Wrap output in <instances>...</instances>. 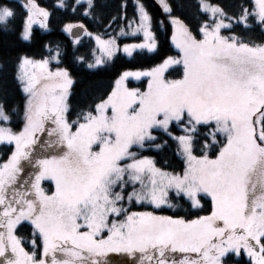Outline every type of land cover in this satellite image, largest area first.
Listing matches in <instances>:
<instances>
[{"label":"snow or ice","instance_id":"obj_1","mask_svg":"<svg viewBox=\"0 0 264 264\" xmlns=\"http://www.w3.org/2000/svg\"><path fill=\"white\" fill-rule=\"evenodd\" d=\"M158 3L173 27L178 55L147 70H125L110 90L90 99L85 90L75 119L74 80L58 66L59 45L53 50L45 44L48 55L40 58L16 56L22 118L20 106L0 90V144L12 146L0 163V264H115L109 254L123 257L120 264H264V0L231 14L229 5L197 0L204 18L195 33L173 14L174 7H186L180 0ZM56 6L99 19L97 0H56ZM18 15L22 24L14 28ZM50 15L36 0H0V32L30 41L37 22L49 30ZM120 18L128 19V31L121 27L115 35L107 29L116 16L103 33L79 21L63 24L73 46L82 37L98 45L101 55L93 49L87 68L120 52L132 58L157 47L142 0L131 18ZM252 30L259 39L249 35ZM137 34L138 43L117 42ZM142 77L143 88L126 83ZM14 118L21 127L12 126ZM154 132L176 143L181 172L141 155L168 146ZM133 202L153 210L131 211ZM162 207L173 214H157ZM25 224L30 248L18 234Z\"/></svg>","mask_w":264,"mask_h":264},{"label":"trees","instance_id":"obj_2","mask_svg":"<svg viewBox=\"0 0 264 264\" xmlns=\"http://www.w3.org/2000/svg\"><path fill=\"white\" fill-rule=\"evenodd\" d=\"M212 4H220L221 6L229 5V12H236L241 5L250 7L252 0H207ZM41 6L46 8L50 13L49 17V30H41L37 26L32 27V38L30 41H22L17 39L16 33L0 32V64L4 65V72L0 74V90H5L8 95L9 103L12 105H19L21 111L19 113L22 118V106L24 95L19 91V88L14 80V61L18 54H28L35 58H40L42 55H48L47 49L44 45L47 44L50 48L55 50L59 45L61 51V63L59 66L65 67L69 70L74 80L72 86L73 95L70 97L71 105V119H75V115L80 110V106L84 103L85 90L88 91L89 99L92 95L103 92L105 89L110 90V84L115 78L124 70L130 69H145L159 63L166 56H176L178 52L172 47L170 43V27L166 16L163 11L153 2V0H142L143 4L147 7L152 16V31L157 40V47L153 52L137 51L134 52L132 58L127 57L122 52L118 53L112 61L100 66L97 69L87 68V62L92 60L93 57V42L88 37H82L81 41L73 46L70 36L62 31L64 23L67 22H82L90 31L94 33H103L105 31L103 25L107 24L113 16L118 19L113 21L107 32L115 35L125 27L127 19H121V16L131 18L135 12L133 0H97L100 8L97 10L99 19L86 18L82 14V10L78 9L73 12L71 7L68 9H59L56 6V0H36ZM71 5L75 0H66ZM177 0H169V3L175 6ZM181 3L186 5L182 11L173 9V14L178 15L185 24H187L195 33L198 28V21L204 18L199 10L197 0H180ZM123 5V7H121ZM163 21L161 25L159 22ZM22 20L18 15L17 18L11 22V26L18 28L21 26ZM236 32H241V27L234 26ZM249 35L259 39L260 32L252 30ZM107 37V36H105ZM134 38H119L118 44H123L129 40H137ZM77 56L85 58L84 63L76 60ZM176 74L173 73V76ZM13 127H21L22 123L18 118H14ZM174 132L177 129L172 127ZM203 131V129H202ZM168 146L161 152L144 151L157 160V166L165 168L167 171L181 172L183 170V160L176 154V143L169 138ZM12 146L0 144V163L7 159L10 154ZM166 162V163H165ZM42 186L45 188L52 187L47 181H43ZM162 212L173 214L172 210L164 208ZM182 214V213H181ZM31 228L27 224L20 228L19 233L26 238L25 246L30 248L27 241L31 240ZM246 259V258H245ZM231 264H235L234 261Z\"/></svg>","mask_w":264,"mask_h":264},{"label":"rangeland","instance_id":"obj_3","mask_svg":"<svg viewBox=\"0 0 264 264\" xmlns=\"http://www.w3.org/2000/svg\"><path fill=\"white\" fill-rule=\"evenodd\" d=\"M153 2L161 9V7H160V5H159V3H158V0H153ZM208 2V1H207ZM56 3V2H55ZM133 3H134V6H136V0H133ZM210 3V2H209ZM162 10V9H161ZM168 21V20H167ZM169 23V22H168ZM34 26H37L38 28H40V26H39V23L37 22L36 24H34L33 25V27ZM169 27H170V43H171V45H172V47L178 52V49L175 47V44H174V42H173V40H172V35H173V27H172V25L169 23ZM124 28V30L125 31H128V19H127V21H126V24H125V27H123ZM41 29V28H40ZM41 30H43V31H45L44 29H41ZM120 31V30H119ZM118 31V32H119ZM223 34H227V33H223ZM134 37H138V39L137 40H129V41H126L125 43H133V42H140V40L142 39V34H137L136 36H128V37H125V38H134ZM105 39L107 38V37H104ZM120 38H122V37H120ZM92 42H93V49H96V51H95V55L96 56H100L101 55V53H100V51H99V48H98V45L96 44V42H95V40L94 39H92ZM118 42V41H117ZM155 49H153L151 52H153ZM144 51H147V52H149L147 49H145ZM124 55H126V54H124ZM57 65L55 64V63H53L52 65H50V67H53V68H55ZM59 66V65H58ZM101 66H103V65H101ZM59 67H61V66H59ZM151 68V67H150ZM147 69H149V68H145V69H130L131 71H137V70H141V71H143V70H147ZM125 71V70H124ZM123 72V71H122ZM126 83L128 84V86L129 87H139V88H143L145 85H146V83H147V79L146 78H141L140 80H135V79H132V78H129V80L128 81H126ZM173 127V126H172ZM175 127V126H174ZM176 128V127H175ZM177 129V132H174L173 131V129L171 128V130L173 131V133L175 134V135H180L181 133H180V131H179V129L178 128H176ZM154 135H157V136H160L163 140L164 139H166V138H168L167 136H165L164 134H163V132H154ZM156 143H161V140H157L156 141ZM133 151H136V149L135 148H133L132 149ZM141 155H148L147 153H145V152H142L141 153ZM148 156H150V155H148ZM181 158V157H180ZM182 159V158H181ZM183 160V159H182ZM158 167V166H157ZM48 182V181H47ZM42 183H43V181H42ZM50 183V182H49ZM51 184V183H50ZM52 186V185H51ZM129 190H131V189H129ZM164 208H167V207H162V209L161 210H159L158 212H157V214H161V215H170V214H168V213H165V212H162V210L164 209ZM129 210H131V211H152L153 210V208L151 207V206H147V207H142L141 205H139V204H135V202H133V204L132 205H129ZM112 258H113V260L115 261V264H120V262L124 259L123 257H119V256H117L116 254H109Z\"/></svg>","mask_w":264,"mask_h":264},{"label":"flooded vegetation","instance_id":"obj_4","mask_svg":"<svg viewBox=\"0 0 264 264\" xmlns=\"http://www.w3.org/2000/svg\"><path fill=\"white\" fill-rule=\"evenodd\" d=\"M27 170H30V169H27ZM27 170H26V171H27Z\"/></svg>","mask_w":264,"mask_h":264}]
</instances>
